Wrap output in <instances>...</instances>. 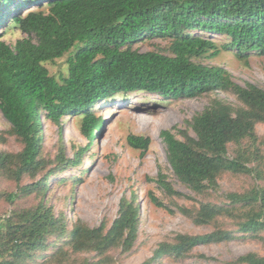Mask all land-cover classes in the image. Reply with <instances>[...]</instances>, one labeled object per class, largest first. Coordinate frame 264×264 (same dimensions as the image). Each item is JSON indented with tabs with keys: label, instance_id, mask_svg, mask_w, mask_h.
<instances>
[{
	"label": "trees",
	"instance_id": "trees-1",
	"mask_svg": "<svg viewBox=\"0 0 264 264\" xmlns=\"http://www.w3.org/2000/svg\"><path fill=\"white\" fill-rule=\"evenodd\" d=\"M5 21L0 32V112L22 147L18 153L0 151V169L12 172L15 179L24 173L32 175L42 166L40 113L55 123L63 115L79 116L80 132L89 140L87 147L78 149L76 160L62 159L56 172L68 165L75 167L102 129L104 118L93 113L92 105L139 91L172 99L232 92L243 104L240 112L215 101L193 119L192 127L204 150L176 138L169 129L160 136L174 174L196 192L214 185L219 172H252L240 155L228 157L227 144H239L256 121H264V86L242 85L226 68L193 58L214 57L221 49L234 50L244 60L250 52L264 54V0H0V24ZM8 21L22 34L13 45L2 39ZM195 31L224 35L229 40L218 46ZM144 38L167 39L170 54L133 47ZM65 53L68 71L57 79L44 62ZM127 142L145 151L150 139L130 134ZM41 183L8 194L10 202ZM157 183L165 192L179 194L161 174ZM134 198L123 201L119 216L105 233L101 232L103 225L75 222L67 245L73 252H103L121 237L128 247L138 224ZM226 198L248 208L239 224L242 232L264 230V190L230 192ZM150 200L166 208L152 194ZM217 211L216 206L203 203L195 222L208 223ZM62 230L66 231L64 216H55L42 201L31 208L15 207L0 217V264H31L36 253L45 250L48 240ZM228 237V232L219 229L177 234L174 242L159 243L153 258L179 256L195 245ZM239 260L264 264V255L248 253Z\"/></svg>",
	"mask_w": 264,
	"mask_h": 264
},
{
	"label": "rangeland",
	"instance_id": "rangeland-1",
	"mask_svg": "<svg viewBox=\"0 0 264 264\" xmlns=\"http://www.w3.org/2000/svg\"><path fill=\"white\" fill-rule=\"evenodd\" d=\"M6 21L0 24V32ZM193 33L211 38L218 46L229 40L224 35ZM21 36V32L9 23L2 39L13 45ZM133 47L139 51L170 54L167 39L144 38ZM67 57L68 53H65L60 58L44 62L49 74L57 79L65 75L68 71ZM193 61L222 66L234 81L242 85L251 82L264 86V54L256 51L248 53L244 60L238 58L234 50L221 49L214 57L200 56ZM215 101L229 106L236 113L243 107L229 91L177 99L139 91L126 97L118 95L97 101L91 108L94 114L104 118L102 129L90 147L80 154L75 167L68 165L56 172L62 159L76 160L78 149L87 147L89 140L80 132L79 116L63 115L55 123L40 113L39 157L42 166L34 174L24 173L19 179H15L12 172L0 169V217L7 216L15 207L31 208L40 201L55 216H64L66 231L54 234L48 240V247L38 251L31 264H242L239 260L242 255L254 253L263 256L264 230L242 232L239 224L248 208L241 203H232L226 195L252 188L264 190V121H256L252 132L239 144H227L228 157L240 155L253 168L252 172H219L214 185H208L202 192L180 182L166 157L165 144L160 136L164 129L171 130L176 138L190 143L195 149L204 150L192 123L195 116ZM10 128L0 112V151L18 153L22 144ZM130 134L149 137L147 149L142 151L131 147L127 142ZM160 174L179 194L165 192L159 186L157 179ZM39 181H42L41 186L25 194L20 192L10 202L8 194ZM151 194L166 208L154 205L150 200ZM133 195L138 224L128 247L120 237L103 252H73L70 249L67 243L75 222L81 221L89 227L103 225L101 232L105 233L119 216L123 201L129 202ZM203 203L216 206L217 214L208 223H196V212ZM217 229L225 230L230 237L195 245L179 256L162 254L153 258L158 244L174 242L177 234H203Z\"/></svg>",
	"mask_w": 264,
	"mask_h": 264
},
{
	"label": "clouds",
	"instance_id": "clouds-1",
	"mask_svg": "<svg viewBox=\"0 0 264 264\" xmlns=\"http://www.w3.org/2000/svg\"><path fill=\"white\" fill-rule=\"evenodd\" d=\"M123 100H124V99H122L121 101H123ZM121 101L119 102L120 104H122V102H121Z\"/></svg>",
	"mask_w": 264,
	"mask_h": 264
}]
</instances>
